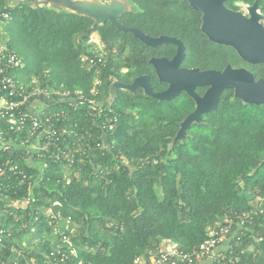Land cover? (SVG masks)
I'll use <instances>...</instances> for the list:
<instances>
[{"label":"trees","instance_id":"16d2710c","mask_svg":"<svg viewBox=\"0 0 264 264\" xmlns=\"http://www.w3.org/2000/svg\"><path fill=\"white\" fill-rule=\"evenodd\" d=\"M36 1L0 0L10 15L4 27L8 45L19 57L25 53L18 79L27 82L34 77L88 95L95 74L84 68L79 57L96 54L93 50L99 46L106 65L100 70L94 99L108 105L118 123L108 135L111 150L103 156L94 152L91 163L113 169L106 178H97L88 162L66 185L60 166L49 162L38 185L30 190L26 183L16 194L9 192L10 200L36 201L26 209L0 202V227L11 235L0 248V264H134L137 257L165 242L190 253L227 217L252 210L256 213L250 224L242 232L234 225L222 240L228 241L224 252L236 264H264V106L244 104L233 97V90H226L216 110L174 142L179 122L192 110L188 98L158 102L141 91L113 90L115 82L130 84L137 76L155 79L149 60L169 56L170 46H145L108 21L93 26L91 19L78 13L53 5L35 6ZM123 1L136 11L123 13L118 19L121 25L150 37L172 34L166 30L177 20H170L166 10L174 15L183 13V7L191 11L181 0ZM236 3H256L264 16V0H228L226 6L238 9ZM185 35L183 67L222 70L230 65L247 69L255 80L264 78L263 65L247 64L232 48L210 42L198 30ZM76 117L84 122L81 112ZM8 158L0 152V166ZM55 201L59 206L54 210L71 219L66 234L76 257L53 235L43 215ZM13 246L24 248V258L10 253Z\"/></svg>","mask_w":264,"mask_h":264},{"label":"built area","instance_id":"2783aa9c","mask_svg":"<svg viewBox=\"0 0 264 264\" xmlns=\"http://www.w3.org/2000/svg\"><path fill=\"white\" fill-rule=\"evenodd\" d=\"M5 8V5L0 4V35L4 34V27L10 21V15ZM95 44L98 45L97 40ZM97 47L93 50L96 54L79 57L84 68L95 74L93 87L87 95L77 89L43 84L34 77H30L27 82L18 79L17 73L24 68L23 61L9 47L8 39L1 36L0 152L6 153L9 158L0 166V178L4 176L7 182L0 180V202L4 201L8 208L26 209L31 202L36 201L31 197L10 200L8 193L13 191L16 194V190L26 183L30 190L38 185L49 162L60 166V174L63 175L66 185L71 182L72 175L81 174L80 166L85 167L88 162L92 167V174L97 178H106L113 169L93 166L91 163L94 152H101L103 156L111 150L108 135L115 130L118 123V117L112 114L109 106H103V103L94 99L99 92L100 70L106 65V60L98 53L100 48ZM80 112L84 122L76 117ZM77 164L79 167L75 168ZM31 170H34V174ZM35 175L38 177L35 178ZM12 181H16L17 186L14 187ZM58 206V202H52L51 206L44 208L43 215L51 225L53 235L66 247L69 255L76 257V250L66 234L71 219H64L59 211H55L54 208ZM255 213L252 210L230 215L222 224L209 231V239L205 243L190 253L165 242V245L162 243L159 248L148 251L145 256L137 257L134 264H193L204 259H208L210 264H236V259H227L225 252L217 253L215 250L232 233L234 225L242 232ZM61 224L63 225L60 229L58 226ZM7 240H11V235L0 227V248ZM9 250L11 254L24 258V248L13 246ZM61 256L66 258L67 253L63 252Z\"/></svg>","mask_w":264,"mask_h":264},{"label":"water","instance_id":"95a60500","mask_svg":"<svg viewBox=\"0 0 264 264\" xmlns=\"http://www.w3.org/2000/svg\"><path fill=\"white\" fill-rule=\"evenodd\" d=\"M181 1L188 2L194 11L202 13V32L210 42L232 48L238 57L249 65L264 66V16L260 13V8L256 3L247 6L251 9V14L246 17L239 12L227 9L224 6L227 0ZM34 5L61 6L65 11L78 13L91 19L93 26L108 21L117 30L131 34L148 47L155 48L163 44L177 46L176 55L171 61L150 60V65L154 68L159 82L168 85L164 92L154 93L147 76L138 77L129 85L119 82L113 84L114 92L121 90L134 93L136 89H141L145 96L160 102H169L181 92L193 98L196 108L181 123L174 142L186 136L192 123L202 122V115L216 110L223 91L233 90L234 97L244 104L264 106V78L255 80L248 70L233 69L230 66L222 72L179 69L184 58L183 45L172 38L152 39L136 28L121 25L119 17L129 10L122 1L108 0L107 3H102L98 0H37ZM196 87H208L202 98H198L195 94Z\"/></svg>","mask_w":264,"mask_h":264},{"label":"flooded vegetation","instance_id":"af4514ba","mask_svg":"<svg viewBox=\"0 0 264 264\" xmlns=\"http://www.w3.org/2000/svg\"><path fill=\"white\" fill-rule=\"evenodd\" d=\"M98 1H101L102 3H107L108 0H98ZM119 1H122L126 4V6L129 8V10L126 12V13H129V12H134L136 10L133 9V7L131 6V4L129 3V1H123V0H119ZM173 2H179V1H173ZM185 4V6L189 7V9L191 11H188L185 7H183V13H180V14H173L174 11L173 10H166V13L169 14V17H170V20H173V19H176L177 22H176V25H169V28L166 30L167 33H172L170 35L168 34H159L157 37H150L152 39H158L160 37H166V38H172V39H175L177 41H179L182 45H183V48H184V58L179 66V69H198L200 72L202 71H210V70H200L199 68H187V67H183V61L186 57V44H185V38H186V33L187 32H197L200 31L204 37L205 34L202 32V25H203V21H202V13L200 12H197V11H194L188 2L186 1H181ZM228 2V0L224 3V6L233 11V12H239L241 13L243 16H248L247 14V11L245 9V7L249 6V5H245V4H242V3H236L235 6L238 8V9H231V8H228L226 6V3ZM261 13V12H260ZM125 14V13H124ZM175 26V27H174ZM137 29V28H136ZM145 34V33H144ZM146 35V34H145ZM207 38V37H206ZM93 39H96L97 38L95 36H93ZM169 45L170 46V51H171V54H169V56H166V55H163L161 57H155V58H152V59H165L167 61H171L173 59V57L176 55V52H177V46L173 45V44H163V45H159V46H167ZM157 46V47H159ZM156 48V47H155ZM168 55V54H167ZM151 60V59H150ZM150 60H149V64H150ZM227 66H230V65H226L222 70H213V71H218V72H222ZM231 67V66H230ZM152 68V71H153V74H154V77L155 79H152L147 76V75H141V76H147L149 77V83H150V86H151V89L154 93H160V92H164L165 90H167L168 88V85L166 83H163V82H159L158 78H157V75L155 73V70L154 68L151 66ZM232 68V67H231ZM233 69H239V68H233ZM245 69V68H244ZM247 70V69H246ZM126 70L123 69L122 70V73H125ZM141 76H137L136 78L138 77H141ZM134 78V79H136ZM133 79V81H134ZM132 81V82H133ZM131 82V83H132ZM130 83V84H131ZM122 84V83H121ZM152 84L154 86V88L152 87ZM160 84V86H158ZM125 85H129V84H125ZM208 87H196L194 92L195 94L197 95L198 98H202L204 96V94L206 93ZM137 91H141L143 92L141 89H136V92ZM135 92V93H136ZM225 91H223L224 93ZM222 93V94H223ZM221 94V96H222ZM220 96V98H221ZM233 97H234V94H233ZM150 98V97H149ZM185 98H188V100L190 101V103L192 104V110L185 116V118L190 114L192 113L195 108H196V102L193 98L189 97L186 93L184 92H181L178 96H176L174 99H172L171 101L173 100H177V101H182L183 99ZM219 98V99H220ZM154 100V99H153ZM157 101V100H156ZM160 102V101H158ZM170 102V101H169ZM218 103H219V100H218ZM218 107V105H217ZM184 118V119H185ZM183 119V121H184ZM204 120V115H202V122ZM182 121V122H183ZM182 122H179V125H181ZM194 124V123H192ZM191 124V125H192Z\"/></svg>","mask_w":264,"mask_h":264},{"label":"crops","instance_id":"0c3cea01","mask_svg":"<svg viewBox=\"0 0 264 264\" xmlns=\"http://www.w3.org/2000/svg\"><path fill=\"white\" fill-rule=\"evenodd\" d=\"M166 243H164L163 245H165ZM227 245H228V241H224V242H222L217 248H216V250H215V252H217V253H219V252H224L225 250H226V248H227ZM207 260V259H206ZM199 264H206V262H203V261H201V262H199ZM207 264H209V263H207Z\"/></svg>","mask_w":264,"mask_h":264},{"label":"rangeland","instance_id":"374dc122","mask_svg":"<svg viewBox=\"0 0 264 264\" xmlns=\"http://www.w3.org/2000/svg\"><path fill=\"white\" fill-rule=\"evenodd\" d=\"M51 6H52V5H51ZM53 6H56V5H53ZM57 7L60 8L61 6H57ZM245 9H246V11H247V14H249V13H248V10H247V7H245ZM260 22H261V21H260ZM1 36H2L3 38H5V37H4V34H1V35H0V38H1ZM92 40L96 42V39H92ZM14 49H16V48H14ZM16 51H17V50H16ZM18 53H19V52H18ZM20 58H21V59L23 58V59H24V62H25V53H23V54L20 53ZM210 259H211V258H210ZM203 262H206V264H207V263L210 264V262H209L208 259H207V260L204 259Z\"/></svg>","mask_w":264,"mask_h":264},{"label":"bare ground","instance_id":"6f19581e","mask_svg":"<svg viewBox=\"0 0 264 264\" xmlns=\"http://www.w3.org/2000/svg\"><path fill=\"white\" fill-rule=\"evenodd\" d=\"M249 15L251 14V9L247 8ZM262 19V18H261Z\"/></svg>","mask_w":264,"mask_h":264}]
</instances>
